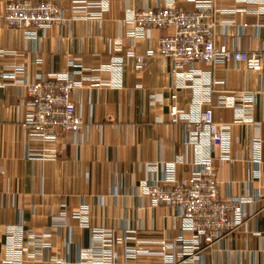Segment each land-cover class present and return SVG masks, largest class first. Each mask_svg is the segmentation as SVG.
Segmentation results:
<instances>
[{"label": "crops", "instance_id": "obj_1", "mask_svg": "<svg viewBox=\"0 0 264 264\" xmlns=\"http://www.w3.org/2000/svg\"><path fill=\"white\" fill-rule=\"evenodd\" d=\"M4 1L0 0V71L22 65L28 80L39 73L50 76L70 72L80 80L71 99L86 126L76 133L74 142L60 134L52 159H29L24 155L25 137L19 127L27 97L16 85L0 86V255L6 225L19 220L25 238L27 232L38 233L49 227L51 216L61 213L64 225L52 232L54 247L49 254L62 253V241L68 237L67 255L75 259L78 251H87L90 236L105 229L114 237L125 231L136 240L112 241L116 264H159L149 256H122L124 246L153 249L159 239L179 234L175 209L150 207L148 199L139 196L140 186L151 166L162 171L170 164L174 179L187 178L193 149L183 144L182 121L172 122L167 114L173 83L170 62L156 53V39L165 31L150 28L146 36L131 37L126 35L122 19L126 8L171 2L176 8L191 9L194 0H102L105 7L98 19L49 26L41 36L37 33L36 41L26 39L20 29L5 26L1 19ZM55 2L68 14V0ZM215 4L243 8L233 14V19L246 23L238 36H232L229 28V34L223 39L217 36V41L240 50L264 48V14L254 13L256 6L233 0H215ZM254 22L261 25L254 27ZM145 48L151 50L144 56L146 65L135 69L128 52L143 55ZM112 55L121 59L119 86L92 84L86 75L98 74L103 80L111 77L93 67ZM195 66L208 68L200 63ZM209 69L212 78L219 81L209 97L213 118L227 123L229 140L230 160L212 159L218 192L236 199L244 215L257 213L245 221L244 229L240 227L202 249L199 260L178 264H264V209L259 210L264 205V75L232 62ZM241 90L256 93L248 121L234 120L233 110L218 104L219 96ZM190 97V88L179 89L175 100L178 108L187 109ZM234 101L239 102L235 96ZM256 138L260 140L257 176L251 162ZM80 203L87 209L84 226L72 217ZM181 234L189 236L187 231Z\"/></svg>", "mask_w": 264, "mask_h": 264}, {"label": "built area", "instance_id": "obj_2", "mask_svg": "<svg viewBox=\"0 0 264 264\" xmlns=\"http://www.w3.org/2000/svg\"><path fill=\"white\" fill-rule=\"evenodd\" d=\"M244 5H253L254 13L264 14V0H233ZM105 3L102 0H68V14H65L55 0H5L1 19L5 26L20 29L23 36L36 41L39 32L52 25L58 27L72 20L98 19ZM244 9L236 7L221 8L215 0H194L191 9H180L166 2L154 7L143 6L138 9H124L122 23L128 36L144 35L150 28L165 32L156 39V53L170 62V75L173 83L169 94V120L183 123V144L193 149L191 170L187 178L174 179L170 164L162 171L154 166L148 169V175L140 186L139 196L146 197L150 207L167 205L175 209L179 220V234L174 238H161L153 249H138L124 246V259L149 256L159 260V264H178L194 259L199 260V252L214 243H218L228 233L245 228V221L252 215H244L237 200L230 196H221L215 177L212 159L230 160L227 123L216 122L213 118V106L209 97L214 91L212 86L219 82L212 78L209 68L226 62L241 63L245 70L264 75V48L240 50L233 45L226 46L223 39L232 28V36H238L246 24L236 23L233 14ZM260 23H252L258 27ZM131 43V41H130ZM143 55L128 52L133 67L141 69L146 65L144 56L151 50L145 48ZM121 59L109 57L105 62L94 66L97 72L105 71L111 75L108 80L100 79L98 74L85 77L97 86L118 87ZM200 63L208 68L195 66ZM83 75H81L82 77ZM16 85L27 97L19 127L25 137L24 155L29 159H52L55 156L54 143L60 134L68 135L74 142L76 133L85 129L81 113L72 101L71 94L80 87V80L70 72L56 73L50 76L35 74L28 80L22 65H12L8 71H0V86ZM191 89L187 109L178 108L175 103L177 91ZM228 92V91H227ZM234 96L239 102L235 103ZM256 99L253 91L241 90L228 92L218 97V104L231 108L234 120L248 121L251 106ZM258 138L252 141L251 162L254 175L259 173ZM264 209V205L259 209ZM258 210V212H259ZM86 205L80 203L72 217L78 225H87ZM49 227L38 233L27 232L22 237L20 221L4 227L5 244L0 255V264H116L117 255L114 242L134 239L125 231L114 237L109 230L100 229L90 236L85 253L78 251L75 259H69L67 247L70 238H64L62 253L49 252L54 244L52 232H58L64 225V216H51ZM182 231L189 233L184 238ZM128 232V231H127Z\"/></svg>", "mask_w": 264, "mask_h": 264}]
</instances>
